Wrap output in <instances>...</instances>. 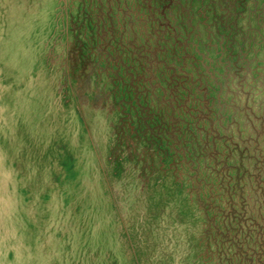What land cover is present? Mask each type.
Segmentation results:
<instances>
[{
  "label": "rangeland",
  "instance_id": "1",
  "mask_svg": "<svg viewBox=\"0 0 264 264\" xmlns=\"http://www.w3.org/2000/svg\"><path fill=\"white\" fill-rule=\"evenodd\" d=\"M0 264H264V0H0Z\"/></svg>",
  "mask_w": 264,
  "mask_h": 264
}]
</instances>
